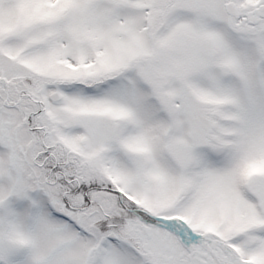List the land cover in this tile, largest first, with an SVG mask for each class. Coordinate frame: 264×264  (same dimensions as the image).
<instances>
[{
	"label": "snow or ice",
	"instance_id": "1",
	"mask_svg": "<svg viewBox=\"0 0 264 264\" xmlns=\"http://www.w3.org/2000/svg\"><path fill=\"white\" fill-rule=\"evenodd\" d=\"M0 264H264V0H0Z\"/></svg>",
	"mask_w": 264,
	"mask_h": 264
}]
</instances>
